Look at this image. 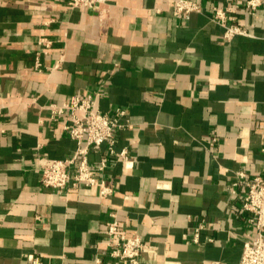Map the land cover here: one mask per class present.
I'll return each instance as SVG.
<instances>
[{
  "label": "crops",
  "instance_id": "obj_1",
  "mask_svg": "<svg viewBox=\"0 0 264 264\" xmlns=\"http://www.w3.org/2000/svg\"><path fill=\"white\" fill-rule=\"evenodd\" d=\"M244 1H201L183 20L163 0H0V264H113L111 214L149 247L139 264H239L253 225L227 188L236 171H264V0L253 18ZM213 5L235 6L250 36L223 42ZM86 95L130 122L114 146L129 163L108 159L104 200L39 182L75 149L66 119L43 107ZM105 156L92 148L88 160Z\"/></svg>",
  "mask_w": 264,
  "mask_h": 264
},
{
  "label": "built area",
  "instance_id": "obj_2",
  "mask_svg": "<svg viewBox=\"0 0 264 264\" xmlns=\"http://www.w3.org/2000/svg\"><path fill=\"white\" fill-rule=\"evenodd\" d=\"M105 0H70L69 8H92ZM172 8L174 16L187 20L190 15L202 13L201 1L213 0H163ZM262 5V0H245L243 9L249 18H253ZM236 10L235 6H212L209 20L222 28L221 39L230 42L236 36H250L248 27L229 18ZM38 66V64H37ZM48 111L52 122L65 118L63 131L75 143L73 153L63 159L52 160L40 169V185L62 193L70 188H92L98 197L104 200L113 194L112 185L102 174L109 164V158L117 156L125 164L129 163L125 150L115 153L114 146L117 132L130 125L126 112L115 109L112 115L102 113L97 108L95 96H75L61 103H49L43 107ZM211 143L215 139H211ZM105 146L106 156L95 166L88 160L92 148ZM260 151L264 154V144ZM228 192L240 199L241 212L253 225V232L242 243L239 264H264V171L261 175L248 176L244 171H236L228 185ZM203 226L193 233V242H198ZM102 235L107 255L113 264H139L140 256L149 247L138 236H127L115 215L102 225ZM211 241V240H209ZM32 264H40L38 258L29 257ZM95 264H101L99 258ZM219 264V263H213Z\"/></svg>",
  "mask_w": 264,
  "mask_h": 264
}]
</instances>
